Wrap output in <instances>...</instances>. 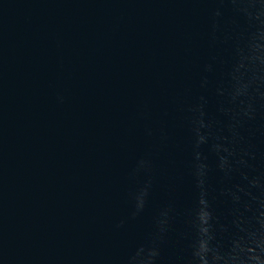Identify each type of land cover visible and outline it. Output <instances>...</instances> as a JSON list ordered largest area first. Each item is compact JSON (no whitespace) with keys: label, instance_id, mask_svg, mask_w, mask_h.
<instances>
[{"label":"water","instance_id":"obj_1","mask_svg":"<svg viewBox=\"0 0 264 264\" xmlns=\"http://www.w3.org/2000/svg\"><path fill=\"white\" fill-rule=\"evenodd\" d=\"M0 264H264V0H0Z\"/></svg>","mask_w":264,"mask_h":264}]
</instances>
